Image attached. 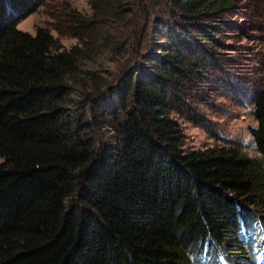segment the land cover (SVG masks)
<instances>
[{
    "label": "trees",
    "instance_id": "1",
    "mask_svg": "<svg viewBox=\"0 0 264 264\" xmlns=\"http://www.w3.org/2000/svg\"><path fill=\"white\" fill-rule=\"evenodd\" d=\"M34 1L0 0V264H236L232 243L252 260L253 236L264 239V82L251 100L258 156L235 140L186 150L171 116L205 124L193 97L221 80L213 46L233 0H90L91 15L60 19L78 41L69 49L17 27ZM159 4L170 15L152 41ZM102 52L123 60L114 85L95 67ZM98 127L113 142L97 141Z\"/></svg>",
    "mask_w": 264,
    "mask_h": 264
},
{
    "label": "rangeland",
    "instance_id": "2",
    "mask_svg": "<svg viewBox=\"0 0 264 264\" xmlns=\"http://www.w3.org/2000/svg\"><path fill=\"white\" fill-rule=\"evenodd\" d=\"M34 2L33 11L19 20L17 24L19 29L34 34L37 28H45L58 39L61 49H69L78 42L68 33H59L60 26H63L60 19L65 12L70 11L83 16L91 15L90 0ZM141 9L137 10L128 22H136L140 18ZM154 13L149 20L147 37L152 41L155 40L157 18H168L170 15L167 5L164 4L157 5ZM218 15L220 20L217 22L218 30L215 36L219 45L213 48L222 57V70L219 73L221 80L217 79V82L210 84L204 91V97L201 95L193 97L196 101L194 109L204 117L205 124L189 122L174 113L171 116L180 125L183 132V148L186 150L212 147L220 143V140H235L248 145L246 153L249 156H258L251 142L250 128L257 125L251 114V100L253 93L264 82V0H233L232 7ZM140 24L142 21L139 26ZM138 34L140 30L137 28L134 36ZM136 42L137 40L133 44L137 45ZM132 49L134 50L135 46ZM100 56L99 65L95 67L103 74V81L106 84L114 85L123 67V60L107 52H102ZM72 111L76 109L73 108ZM93 135L99 142H113L114 133L110 127H98ZM253 239L257 247L259 238L254 235ZM240 246V243H232L227 248L235 255L233 258L236 264H250L251 255L240 251L238 249Z\"/></svg>",
    "mask_w": 264,
    "mask_h": 264
},
{
    "label": "clouds",
    "instance_id": "3",
    "mask_svg": "<svg viewBox=\"0 0 264 264\" xmlns=\"http://www.w3.org/2000/svg\"><path fill=\"white\" fill-rule=\"evenodd\" d=\"M249 240H251V237H249ZM263 244L261 245L260 244V246H261V248L260 247H256L254 250H253V257H254V254H264V239H263ZM251 243V242H250ZM252 261H253V258H252Z\"/></svg>",
    "mask_w": 264,
    "mask_h": 264
}]
</instances>
